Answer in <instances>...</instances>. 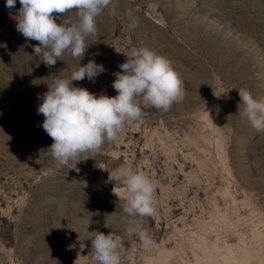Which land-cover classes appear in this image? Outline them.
<instances>
[{"label":"rangeland","instance_id":"obj_1","mask_svg":"<svg viewBox=\"0 0 264 264\" xmlns=\"http://www.w3.org/2000/svg\"><path fill=\"white\" fill-rule=\"evenodd\" d=\"M5 5L0 0V264H92L96 231L124 238L123 264H264V132L242 115L238 95L247 89L264 99V0H112L80 61L106 71L74 86L114 97L127 51L146 46L171 61L186 96L168 111L141 102V118L117 142L82 154L74 169L47 152L53 141L38 95L53 75L70 78L76 61L65 54L48 68L34 54L38 42L16 30L19 0ZM124 163L155 183L156 211L143 222L148 247L124 235L125 188L106 183Z\"/></svg>","mask_w":264,"mask_h":264},{"label":"clouds","instance_id":"obj_2","mask_svg":"<svg viewBox=\"0 0 264 264\" xmlns=\"http://www.w3.org/2000/svg\"><path fill=\"white\" fill-rule=\"evenodd\" d=\"M19 3L16 30L26 41L38 42L33 51L42 56L41 62L52 68L65 54L76 61L70 78L53 75L56 78L47 85V91L38 95L42 101L38 114L44 117L42 128L53 141L47 152L60 166L74 169L71 165L82 154L99 151L105 142H117L126 124L141 118V102L168 111L174 103L184 101V84L171 61L146 46L127 51L126 61L114 73L112 87L117 93L114 97L74 86L73 81L84 79L94 83L106 71L94 60L84 65L80 61L89 47L86 41L98 34L97 18L112 0H19ZM15 4L16 0H6L5 6L11 9ZM73 12L75 20L68 15ZM128 15L131 17V13ZM137 25L138 21L132 19L130 27ZM238 95L239 106L244 105L242 115L257 132H264V99L254 98L247 89H239ZM216 111H220L219 107ZM108 173L106 183L114 182L125 188L122 212L130 219L124 235L135 236L144 247L150 246L153 241L143 222L156 211L154 181L135 170L131 163L121 164ZM92 233H95L90 249L92 264H123L124 238L112 231Z\"/></svg>","mask_w":264,"mask_h":264}]
</instances>
